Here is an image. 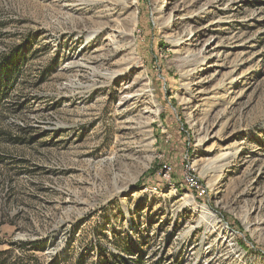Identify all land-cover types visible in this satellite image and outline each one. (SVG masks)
Segmentation results:
<instances>
[{
  "label": "rangeland",
  "instance_id": "374dc122",
  "mask_svg": "<svg viewBox=\"0 0 264 264\" xmlns=\"http://www.w3.org/2000/svg\"><path fill=\"white\" fill-rule=\"evenodd\" d=\"M10 51L0 264H264V0H0Z\"/></svg>",
  "mask_w": 264,
  "mask_h": 264
},
{
  "label": "trees",
  "instance_id": "16d2710c",
  "mask_svg": "<svg viewBox=\"0 0 264 264\" xmlns=\"http://www.w3.org/2000/svg\"><path fill=\"white\" fill-rule=\"evenodd\" d=\"M20 58L16 51H10L0 55V114L4 111L2 104L7 98L9 92L14 88L17 79V70ZM19 63V64H18ZM131 256V255H130ZM138 258V256L136 257ZM115 264H125L123 258L113 255ZM140 259H134V264H138ZM81 260H77L75 264H81Z\"/></svg>",
  "mask_w": 264,
  "mask_h": 264
},
{
  "label": "built area",
  "instance_id": "2783aa9c",
  "mask_svg": "<svg viewBox=\"0 0 264 264\" xmlns=\"http://www.w3.org/2000/svg\"><path fill=\"white\" fill-rule=\"evenodd\" d=\"M190 182H191V186H192V187H193V186L196 187L197 190H198L199 187L197 186V182L194 181L193 179H191Z\"/></svg>",
  "mask_w": 264,
  "mask_h": 264
},
{
  "label": "bare ground",
  "instance_id": "6f19581e",
  "mask_svg": "<svg viewBox=\"0 0 264 264\" xmlns=\"http://www.w3.org/2000/svg\"><path fill=\"white\" fill-rule=\"evenodd\" d=\"M232 81H233V80H232ZM191 187H192V186H191ZM194 188L197 189L196 187H194ZM202 191H203V190H202ZM185 203H186V204H190V205H191V204H194L193 201H192V199H189V200L187 199V200L185 201Z\"/></svg>",
  "mask_w": 264,
  "mask_h": 264
}]
</instances>
